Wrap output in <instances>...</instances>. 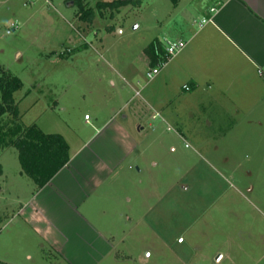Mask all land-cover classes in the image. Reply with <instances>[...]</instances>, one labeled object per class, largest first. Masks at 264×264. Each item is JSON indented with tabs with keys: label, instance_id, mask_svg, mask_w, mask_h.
I'll return each instance as SVG.
<instances>
[{
	"label": "rangeland",
	"instance_id": "1",
	"mask_svg": "<svg viewBox=\"0 0 264 264\" xmlns=\"http://www.w3.org/2000/svg\"><path fill=\"white\" fill-rule=\"evenodd\" d=\"M86 1L88 9H95L102 0ZM170 2L162 1L161 7L172 14ZM148 3L113 15L109 9L96 10L89 23L79 17L73 0H0V68L23 82L15 94L22 124L72 138L90 129L84 124L86 113L106 116L117 108L116 113L123 109L128 116L127 124L136 126L142 113L134 115L135 106H127L134 88L140 93L139 107L142 97L156 93L161 100L163 93L174 109L183 108L185 95L156 78L149 80L152 66L145 60V49L155 37L167 36L169 24L179 18L167 15L161 27L152 16L161 12L159 5L149 8ZM263 106L238 116H218L203 108L189 129L159 121L160 116L151 119V126L159 125L149 135V150L143 160L128 163L134 173L139 166L151 168L156 174L151 182L167 193L159 225L152 218L128 241L138 237L139 248L149 246L145 256L152 253L150 264H264ZM209 117H214L210 124ZM0 165L8 189L16 186L26 194L28 185L35 187L22 173L16 148L0 153ZM141 178L147 181L145 175ZM151 201L156 204L155 198ZM8 220L0 222L3 236L15 229L16 222L7 226ZM42 260L38 252L33 263Z\"/></svg>",
	"mask_w": 264,
	"mask_h": 264
},
{
	"label": "crops",
	"instance_id": "2",
	"mask_svg": "<svg viewBox=\"0 0 264 264\" xmlns=\"http://www.w3.org/2000/svg\"><path fill=\"white\" fill-rule=\"evenodd\" d=\"M162 1H171L169 7L179 20L169 24L162 40L155 37L150 47L158 40L163 50L170 33L175 35L170 40L182 39L187 45L156 79L185 95L183 108L174 109L161 92L163 99L153 93L142 97L139 107L135 101L140 94L134 88L127 106H135L134 115L142 113L136 126L127 124L123 109L117 113V108L112 109L106 116L86 113L88 132L72 138L61 134L70 146L71 160L45 187L37 190L28 185L24 194L16 186L8 189L6 177L0 179V222L10 219L7 226L16 222L8 235L0 234V264H34L38 252L43 253L41 264H150L152 253L145 256L149 246L139 248L138 237L137 242L128 241L152 218L159 225L166 214L161 211L167 193L151 182L156 175L151 168L139 166L134 173L135 167L128 163L143 160L149 150V135L159 125L151 126L153 116L159 114V121L189 129L203 108L218 116H238L264 105V0H145L141 6L159 5L161 12L155 10L152 16L161 27L164 18L172 16L163 10ZM204 18L212 21L200 27ZM145 60L150 64L147 53ZM184 85H190L191 91H185ZM4 175L3 169L1 178ZM144 175L147 181L141 178ZM154 235L161 237L156 231Z\"/></svg>",
	"mask_w": 264,
	"mask_h": 264
},
{
	"label": "trees",
	"instance_id": "3",
	"mask_svg": "<svg viewBox=\"0 0 264 264\" xmlns=\"http://www.w3.org/2000/svg\"><path fill=\"white\" fill-rule=\"evenodd\" d=\"M144 1L102 0L97 2L95 9H88L86 0H73L79 8V17L89 23L93 22L96 10L109 9L113 15L114 11L124 7L140 8ZM112 30V27H108L109 32ZM145 52L150 58L151 66L162 60V47L158 40L152 47L145 49ZM22 88L20 78L0 68V153L7 148H16L22 173L40 190L69 165L70 146L61 134L46 133L37 124H22V114L15 98V94ZM2 175L3 167L0 165V177Z\"/></svg>",
	"mask_w": 264,
	"mask_h": 264
},
{
	"label": "built area",
	"instance_id": "4",
	"mask_svg": "<svg viewBox=\"0 0 264 264\" xmlns=\"http://www.w3.org/2000/svg\"><path fill=\"white\" fill-rule=\"evenodd\" d=\"M215 12H216V8L211 9V13L214 14ZM211 21H212V18H204L200 23V27L205 26L207 23ZM8 33H11V31H8ZM186 45H187V42H185L182 39H176V40L166 39L164 41V48L160 55V57H162V60L155 66H152V69H150L147 73V76H148L147 78L149 80L155 79L156 76L160 74L161 70L165 68L167 64L170 63L171 60H173L177 55H179L185 49ZM183 89L185 91H191L190 85H184ZM139 94L140 93L138 91L137 95ZM158 116L160 115L155 114L153 116V119H156ZM85 120H87L88 122L90 120V116L86 115ZM183 241H184L183 238L179 239L180 243Z\"/></svg>",
	"mask_w": 264,
	"mask_h": 264
},
{
	"label": "water",
	"instance_id": "5",
	"mask_svg": "<svg viewBox=\"0 0 264 264\" xmlns=\"http://www.w3.org/2000/svg\"><path fill=\"white\" fill-rule=\"evenodd\" d=\"M221 259V256L217 257L216 260L219 261Z\"/></svg>",
	"mask_w": 264,
	"mask_h": 264
}]
</instances>
